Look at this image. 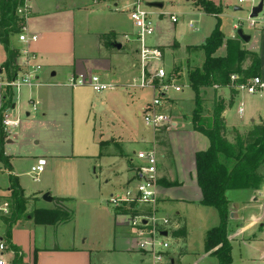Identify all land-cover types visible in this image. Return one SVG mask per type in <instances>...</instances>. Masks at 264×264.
Returning <instances> with one entry per match:
<instances>
[{
	"label": "crops",
	"instance_id": "obj_1",
	"mask_svg": "<svg viewBox=\"0 0 264 264\" xmlns=\"http://www.w3.org/2000/svg\"><path fill=\"white\" fill-rule=\"evenodd\" d=\"M134 1L139 2V7L144 10H154L152 19L155 18L157 23H159L160 15L167 13L162 12L165 6L164 0H127L126 5L120 0L117 6L121 4L122 9L126 10L121 13L119 11L122 9L113 11L108 3L93 4L91 0H26L28 17L24 23V34L28 41L19 42L18 35H15L10 39V46L18 51L19 58L22 51H28L36 57V63L41 66L37 75L38 83L41 85L31 88L23 87L18 92L0 91V110H8L12 119L17 118L20 121L18 127L4 140L2 146L3 156L8 159L10 167L6 168L0 163L2 170L0 201H8L10 197L9 176L17 179L24 197L29 199L26 207L27 216L12 225L9 238L5 237V226L0 221V240L6 246L3 255L5 264H103L104 259H100V253L107 257L126 253L141 254L137 251L136 243L128 227L119 217V211L108 203L111 196L122 192L131 184L134 176V169L131 166L137 163H135V155L144 151L132 150L136 142L145 149L155 148L157 152L159 174L157 214L159 217H164L159 215V208L168 205L176 207L196 204L205 209H213L199 204L201 192L196 181L194 160L196 153L207 150L209 141L193 129L191 117L187 118L182 112L176 116L168 114L173 128L163 134L166 146L159 145V141L155 138L156 133L145 127L144 123L145 130L150 129L152 132V140L142 137L138 141H133L128 133H124L125 123L123 121H121L123 129L119 133L99 125L97 128L95 121L92 123L89 121L94 98L83 92H92V90L86 87L67 86L69 78L77 74L98 76L106 83L129 85L137 81L140 76V65L137 58L139 49L142 47L161 48L163 51L161 64H163L168 52L173 53L180 48L176 39L167 45L160 44L158 29L156 32L154 30L153 39L136 40L135 28L128 14V8ZM186 1L189 2V0ZM153 2L161 3L162 9H152L146 6ZM191 2H193L192 10L188 9L186 14L179 10L175 12L186 17L187 27L190 21L195 22L191 19V16H195L194 9L199 14L201 12L200 8H195L194 0ZM239 3H243V0ZM257 5L254 4L252 8ZM234 10L239 9L235 7ZM175 13L171 15L177 18ZM237 28V25H233L230 33L222 32L223 41L236 40ZM189 30L194 31L195 28ZM109 33L114 34L112 45L120 44V50L112 45L104 47L99 42L100 35ZM246 35L250 37V40L248 43H242L246 46V51L258 55L259 77L264 81V30L251 31ZM32 37H35V40H31ZM124 37H128L129 41ZM200 46L194 48H200ZM225 47L223 44L216 51L215 56L225 57ZM192 48L187 47L186 56L183 59L187 80L190 69H193L190 63L195 61L198 66L194 68H199L204 61L203 51L197 49L198 53L195 55L191 52ZM5 61L6 54L0 45V70L4 76H7L6 70L1 68ZM174 63H181V61L177 62L173 58ZM248 64L246 62L244 66ZM119 91L126 93L121 89ZM107 92L111 93L114 90ZM102 93L105 92L96 94ZM241 94L244 93L236 92L231 95L227 88H214V86L202 89L201 124L204 127H211L214 104L221 102L225 105L222 117L229 130L236 129L244 134L253 125H259L261 120L264 121V111L253 113L250 108L243 118L244 104L242 101L238 103L235 111L241 125L229 123V110L234 100ZM131 96L136 97V93H131ZM171 99L173 98L168 95L166 102H171ZM148 103L143 104L140 111ZM140 111L137 112L139 117ZM82 118L85 120L81 134L82 149L87 148L88 150L92 145L97 147L98 153L94 151L93 153L87 151L74 153L73 146L69 151H63L60 146L63 140L68 139L69 141L70 138L73 140L74 121ZM96 128L98 136H96ZM23 139H27L29 144L23 142ZM228 140L232 141L230 136ZM101 142L107 144L102 150ZM34 147L41 149L38 155L28 154V150ZM39 159H44L46 166L40 181L36 182L38 186L30 191L22 182L23 173H17L15 170V163L26 161L29 167L24 174L29 176L30 168ZM74 162L81 163V166L69 168L68 164ZM52 173L55 174L58 184L63 185L62 188L52 182ZM259 173L264 176V173ZM4 176L6 179L3 178ZM172 182L174 185L169 186L168 184ZM257 192L264 195V183L257 190H228L225 192L229 211L226 230L231 252L232 244L237 243L246 249L255 250L258 255L255 260L256 264H264V214L253 210L255 201L258 200L255 198ZM45 193L52 198L51 203L42 201ZM53 199L64 200L62 206L71 213V219L68 222L53 225L35 223L29 215L35 210H52L54 208ZM250 201L254 202V206L248 203ZM164 209H160L162 213ZM172 214L175 215L174 219L177 220L178 229L181 228L183 221L180 212L175 211ZM217 218L218 225V214ZM214 225V223L211 225V229L217 226ZM187 237L183 245L186 253L180 257L179 264H183L182 260L190 255L186 247ZM102 238L105 240V247H103L105 249H102L101 243L97 241ZM261 246L263 248L258 251L256 247ZM201 252L200 260L208 258L217 263L214 257L204 252V247ZM170 260H173L175 264L174 258Z\"/></svg>",
	"mask_w": 264,
	"mask_h": 264
},
{
	"label": "trees",
	"instance_id": "obj_2",
	"mask_svg": "<svg viewBox=\"0 0 264 264\" xmlns=\"http://www.w3.org/2000/svg\"><path fill=\"white\" fill-rule=\"evenodd\" d=\"M199 8L206 14L213 15L217 22L215 29L205 39L200 49L203 51L204 61L199 68L190 69L188 83L195 95L194 109L191 123L193 129L204 135L209 146L207 150L195 155V176L201 192L199 204L210 207L217 211L219 223L206 234L204 252L217 260V264H232L231 245L227 239V221L229 217L228 201L225 192L228 190H257L264 183L258 169L264 164V123L253 125L244 133L236 129L229 130L224 123L222 113L225 105L216 102L213 108V122L211 127L201 124L202 100L199 93L204 88L216 86L227 88L231 95L236 94L234 87L247 84L255 77L260 76V60L257 54L240 49V41L226 40V56L217 57L215 53L223 45L224 35L219 30L220 10L215 8L208 0H194ZM25 0H0V45L6 54V61L1 66L6 70L9 78L13 77L16 69L14 61L18 58V51L11 48L10 39L21 33L24 21L16 15L18 7L23 6ZM114 34L100 35L99 42L104 47L112 45ZM161 49V48H160ZM162 50V49H161ZM248 62V66L244 64ZM231 75H236L237 80L232 82ZM165 131L156 133L159 145L166 146L163 134ZM231 137L232 141L228 138ZM3 136L0 137V163L9 168L8 159L3 156ZM107 145L100 143L101 150ZM10 216L1 218L5 226V237L9 238L12 225L18 220L25 218V210L28 198H25L18 181L14 176H9ZM174 185V182L169 183ZM64 200L53 199L52 210H35L29 216L37 224L53 225L68 222L72 215L63 206ZM176 240L184 241L187 230L183 224L173 233Z\"/></svg>",
	"mask_w": 264,
	"mask_h": 264
},
{
	"label": "rangeland",
	"instance_id": "obj_3",
	"mask_svg": "<svg viewBox=\"0 0 264 264\" xmlns=\"http://www.w3.org/2000/svg\"><path fill=\"white\" fill-rule=\"evenodd\" d=\"M215 8L220 10V17H219V30L223 33H230L232 31V26L237 25V29H241L244 34H247L249 32H260V28H251L249 26L248 17L250 14V11L252 9V6L254 4H258L260 0H243V3H239L238 0H208ZM121 2L124 3V5L127 4V0H121ZM120 2V3H121ZM195 2V1H194ZM165 6L162 12H167L165 16H160L159 23H157L155 18L152 19V23L154 26V30L158 29V35H159V43L163 45L170 44L174 39L177 40V42L180 44V48L176 49L175 52H168L166 54V58L163 61V58L161 60L160 66L164 68L166 72H169L172 68V71L177 72V79L175 80V83L177 85H183L182 92L176 93L173 91H170L169 97L173 98L171 99V102H165L164 103V110L168 114H173L174 116L178 115L179 113H183L187 118L191 117L192 115V109H194V99L195 95L193 91L188 86V80L186 75V66L185 61L183 60L186 56V49L187 47H193L192 53H198L197 49L194 48L197 46H200L203 44L204 40L209 37L211 32L215 29L216 26V18L211 14H206L201 8L200 14L196 9H194L195 16H191V19H193L195 22V30L190 31L186 25V17L180 14H176L175 12L178 10L182 12L183 14H186L187 10L191 8L193 2L189 0L187 2L186 0H164ZM123 5V4H122ZM198 7L195 3V8ZM237 7L239 10L235 11L234 8ZM119 8L122 9L121 4L119 5ZM199 8V7H198ZM142 9V7H141ZM144 10V9H142ZM147 11L152 12L154 10L148 9ZM121 12H126L125 9H122ZM204 12V13H203ZM172 13H175L177 15V24L170 23L169 15ZM199 14V15H198ZM260 16H264V8ZM259 16V17H260ZM176 31V33H175ZM154 32V35H155ZM154 35L152 37L146 38L148 41L154 38ZM235 39H238L237 36H235ZM223 44L225 42L223 41ZM226 49V47H225ZM240 49L246 51V46L240 41ZM226 51V50H225ZM226 56V53H225ZM173 58H175V61L181 63H174L173 64ZM193 68L198 66V63L193 61V63H190ZM172 66V67H171ZM181 71V72H180ZM87 90V89H86ZM134 91V92H133ZM132 92H120L119 89L114 90V92H107L102 94H96L92 93L91 91H83L86 95H89L90 97L93 96L94 102L92 107V113L90 116V122L95 121L96 127L98 128V125L100 127H106L108 130L112 131H121L122 125L121 121L125 123L124 127V133H128L129 136L133 139V141H138L139 138H146L147 140H152V132L151 130H145L142 120L139 116H137V112L140 111L143 104L148 103L152 100V94L149 90H138L135 89ZM131 93H136V97H132ZM199 96H201V92L199 93ZM242 101L244 104V113L242 115L245 116V112L249 111L251 108L253 113L259 112L262 113L264 111V97H253L241 94L238 98L234 100L233 106L229 110L228 118L229 123H239L241 125V121H239L238 117L235 115L236 107L238 103ZM171 103V104H170ZM179 104V105H178ZM102 108V110H100ZM179 109V110H178ZM241 117V118H242ZM240 118V119H241ZM244 118V117H243ZM260 124H263L264 121H260ZM257 123H259L257 121ZM85 124L84 118L82 119H75L74 121V137L73 140L70 138L69 141L63 140V144H61V148L63 151L70 150V148L73 146L74 153H80L83 151H87L88 153H98V149L96 146H90L87 150L82 149L83 143L81 141V134H82V128ZM118 125V126H117ZM96 128V136H98V129ZM8 137V136H7ZM6 137V138H7ZM127 137V136H126ZM23 142H27V139H23ZM72 141V142H71ZM136 146H132V150L139 151V150H148L145 149L140 143L136 142ZM151 147V146H149ZM41 149L39 148H31L29 149L30 155H38V151ZM25 154V155H28ZM136 160V159H135ZM78 162V161H76ZM69 163V168H78L81 166V163ZM137 160L135 161V163ZM16 165V171L17 173H23L22 174V182L24 183L25 187L32 191L35 189L38 184L36 182H33L30 176L24 174L26 170L28 169V165L26 161H17L15 163ZM132 169H134V165L131 166ZM258 172L264 173V165L263 167L258 169ZM57 175V174H56ZM4 179L5 176L3 177ZM41 179V176L39 177V181ZM52 182L56 185L58 184V181L55 179V174L52 173ZM132 182V179H131ZM60 183V182H59ZM163 185V184H162ZM59 188H62V184H58ZM263 195L259 194L257 192L255 194L256 200L255 207H253V210H256L257 213L264 214V200L262 198ZM251 206H254V202L250 201L248 202ZM108 208H110L108 206ZM161 208H165L164 212H161ZM159 208V215L164 216L167 218H171L175 220V211H179L180 215L182 217L183 224L188 232L186 247L190 255L188 257H185L182 260L183 264H217L216 261L208 258H201V251L204 247L205 240H206V233L209 229H211V225L214 223L217 225V213L214 209H205L203 207H200L198 205L193 204H185V205H178V206H163ZM25 214H28L27 209L25 210ZM173 215V216H172ZM177 221V220H176ZM214 225V226H215ZM216 227V226H215ZM125 231V230H124ZM99 243H101V248L105 249L104 243L105 240L99 239L97 240ZM104 245V246H103ZM185 245L184 241L181 240H174L172 242L171 248L169 250V258L164 259L161 263H155V264H170L169 259L174 258L175 264H179L180 257L183 256L185 252V248L183 247ZM108 247V246H107ZM258 251H261L263 248L256 247ZM256 249V250H257ZM199 253V254H198ZM232 259L233 264H256V258H258L257 253L255 250H249L246 249L244 246L239 245L237 243L232 244ZM197 254V255H195ZM100 253V259H104L103 264H154L152 259L148 256H144L141 254H124V255H114L113 257H107ZM102 256V257H101ZM98 258V257H97ZM200 258V259H199ZM101 259V260H102Z\"/></svg>",
	"mask_w": 264,
	"mask_h": 264
},
{
	"label": "built area",
	"instance_id": "obj_4",
	"mask_svg": "<svg viewBox=\"0 0 264 264\" xmlns=\"http://www.w3.org/2000/svg\"><path fill=\"white\" fill-rule=\"evenodd\" d=\"M93 4L108 3L113 11H118L117 6L120 0H91ZM242 2V0H239ZM129 18L135 28L136 40H143L154 34L152 23L153 12L142 10L139 2L134 1L128 8ZM16 15L25 20L28 17V6L26 0L23 6L18 7ZM165 16L167 14H161ZM160 15V16H161ZM258 15L256 18H249V26H256L264 30V18ZM171 23H177V18L169 15ZM189 29L193 30L194 23L188 24ZM129 41L128 37H124ZM31 40H35L32 37ZM18 41L26 43L28 39L24 34V27L18 35ZM137 58L140 65V76L137 81L129 85H117L103 82L98 76L77 74L69 78L67 86L71 88L86 87L94 93L112 91L121 89L131 92L133 89H148L152 93V100L146 104L140 111V117L145 127L150 128L153 132L169 131L173 127L168 113L164 110V103L168 99L170 91L179 93L183 86L177 85V73L174 71L166 72L160 66L163 58V51L157 47H142L137 52ZM16 72L13 77L9 78L0 72V91L18 92L23 87H35L38 83L37 75L41 66L36 63V57L22 51L13 65ZM230 80H237L236 75H231ZM214 88H217L214 86ZM238 93H244L248 96H263L264 81L260 77L250 79L247 84L234 87ZM33 108H35L33 106ZM19 120L12 119L8 110H0V137L7 139L12 131L19 125ZM8 136V137H7ZM7 137V138H6ZM137 160L134 166V176L131 184L122 192L109 198L108 203L119 211V217L128 227L132 238L134 239L137 251L144 256L152 258L154 263H161L164 259L169 258V250L172 242L175 240L173 233L178 230V224L175 220L166 217H159L157 214V185L159 181L158 174V156L155 148L141 151L135 155ZM46 162L44 159L37 160L36 164L30 168L29 176L33 182H37L44 172ZM0 168V173H1ZM264 200V195L262 196ZM11 213L8 201H0V220L9 217ZM145 222V223H143ZM166 231V237L160 236V232ZM6 246L0 240V264H5L3 255ZM170 262V259H169Z\"/></svg>",
	"mask_w": 264,
	"mask_h": 264
},
{
	"label": "water",
	"instance_id": "obj_5",
	"mask_svg": "<svg viewBox=\"0 0 264 264\" xmlns=\"http://www.w3.org/2000/svg\"><path fill=\"white\" fill-rule=\"evenodd\" d=\"M263 3H264L263 0H260V2L258 3V5L256 7H253L251 9L249 18H251V19L256 18L262 12ZM146 6L148 8L158 9V10H161L162 7H163V5L161 3H156V2L148 3V4H146ZM236 36H237L238 40H240L243 43H248L249 40H250V37L248 35L244 34V32L241 29H238L237 30ZM112 46L115 49H117V50H120V48H121V45L120 44H117V43L113 44ZM0 72H1V70H0ZM42 201H44L46 203H51L52 202V198L49 196L48 193H45L42 196ZM143 223H145V222H143ZM166 235H167V232L166 231L160 232V236L166 237ZM170 264H173V260H170Z\"/></svg>",
	"mask_w": 264,
	"mask_h": 264
}]
</instances>
